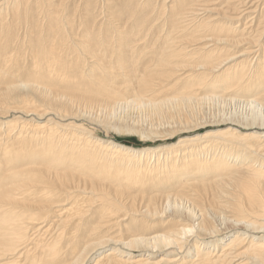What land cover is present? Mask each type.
<instances>
[{"label": "bare ground", "instance_id": "obj_1", "mask_svg": "<svg viewBox=\"0 0 264 264\" xmlns=\"http://www.w3.org/2000/svg\"><path fill=\"white\" fill-rule=\"evenodd\" d=\"M122 1L96 32L59 1L0 0V264H264V0H222L229 16L216 0ZM227 104L247 116L196 132ZM94 107L147 111L176 140L102 139L76 121ZM184 202L202 213L166 230L117 221Z\"/></svg>", "mask_w": 264, "mask_h": 264}, {"label": "rangeland", "instance_id": "obj_2", "mask_svg": "<svg viewBox=\"0 0 264 264\" xmlns=\"http://www.w3.org/2000/svg\"><path fill=\"white\" fill-rule=\"evenodd\" d=\"M56 1H59V3H60V6L57 8L58 11H61L62 7H65V6L68 7V9H69V11L71 13H72V11H74V14H73L74 17H73L72 20H73V22L75 24L79 20H81L80 28L82 27L83 29H85L86 27H88V28L90 27L92 30H94V31L96 30V32L100 29L101 26H102L101 28H108V26L106 25V21H105V17H107L108 12H113L115 9L117 10L120 6L124 5L125 2H127V1L123 2L122 0H61V1L60 0H56ZM133 1L136 2L137 4L136 3L133 4L132 3ZM145 1H147V0H131L130 3H132L133 6H135L138 9V8L141 7V5L143 6ZM153 2H154L153 3L154 6H155V11H156V10H158V7L161 5L160 3L163 2V0H153ZM221 3H222V0H216V4H214L212 6L214 7L215 5H225L224 8H223V11H225L224 13L227 16H229L230 11H231V9H230L231 4H229V3H231V2H228V4H221ZM86 5H87V7L89 5V8H87V13H85L86 11L84 12V8H85ZM167 5H169V4H167ZM137 6H140V7H137ZM36 9H34L35 14H33V16H34L33 25L35 27H37V29H39V27L40 28H44L43 24H42L43 21L40 19L41 16L38 14L41 11H40V9H37V10ZM92 13H93V15H92ZM216 13H221V10H216ZM79 16H81L80 19H79ZM36 18H38V19H36ZM102 18H104V19H102ZM215 18L216 17H214V19ZM15 20H16L15 18H10V22H12V24L14 26L13 28L15 29V30L14 29L13 30L15 31L16 34H18L19 36L22 37L23 33L25 32V30L27 28V25H25V22L24 23L22 22L23 24L20 23L22 25H19V23H16ZM91 23H92V25L93 24L94 25L92 26ZM94 28H96V29H94ZM97 28H99V29H97ZM241 28H243V26ZM14 44H16V43H14ZM246 47H247V45H243V46H240L239 48H235L234 52H237V51H238V53L244 52L245 49H243V48H246ZM22 65H27V64L23 63ZM231 105L227 104V105H221L220 107L218 106L217 108H215L216 106H213L214 108L213 107H207V109L206 108L203 109L202 114L200 113V116H198V118H201V119L204 120V121L202 120L201 122H204V126H207V128L203 129V130H198L196 132L197 133L205 132V130L207 131V130L210 129L208 126L214 125L215 123L217 125H219L220 124L219 122L220 121L222 122L223 118L228 117L229 115H231L233 113H234L233 115H235L237 113L236 114L237 116L235 115L236 117H242L243 116V118H244L245 116H247L248 112H246L245 108H243L242 106H238L237 107V106H231ZM225 108H226V110H225ZM99 109H100L99 107H94L93 110H91L90 113H88V116H87V114H82L81 113L83 117L81 116L80 113H78L77 114L78 118H76L77 119L76 121L78 123L81 122L80 124H85L88 127H90V124L94 125V126H91L90 129L93 131L94 135H96V136H98V137H100L102 139L113 140V141L117 142L118 144L122 143V144H124V145H126L128 147H133V148L156 147V146L162 145L164 143H169V142H172V141L176 140V139H173V140L171 139V140H168L166 142H160L163 139L159 138L158 136H162V135H165V134H171V136L173 138L174 130H175L174 129V125L171 124L170 121H165V122L164 121L163 122L160 121V122H158L157 119H155L154 117H149V114L147 113V111L146 112H142L141 111V113H140V110H138L136 108L129 107V108L116 109L117 113L114 112L113 115H109L105 110H102V109L99 110ZM94 110L98 111V112H95ZM101 110H102V112L105 111V113L103 114L101 112ZM92 111H93L94 115L91 114ZM99 112H101V113H99ZM224 112H227V113H224ZM230 112H231V114H230ZM95 113H97V114L99 113L100 115L99 114L96 115ZM244 113H245V116L243 115ZM92 115H93V117H92ZM201 115L202 116L204 115L205 117L204 116L202 117ZM211 115H213V116H211ZM223 115H224V117H222ZM89 117H90V119H89ZM206 117H208V118L206 119ZM95 118H97V119H95ZM118 118H120V119H118ZM213 118L214 119L216 118V119L213 120ZM85 121H86V123H85ZM124 125H126V127ZM95 126H96V128H95ZM104 127H107V128H104ZM159 128H161V129H159ZM127 129H129V130H127ZM185 205H186V203L184 202L182 204V206H183L182 211H179V212H182V213L181 214L180 213L179 214L175 213L176 216H173L174 211L172 209H169V211H168V209H165V211H166L165 212L161 207H159L158 211H160V210L162 211L163 210L164 212L163 211L162 212L164 214L161 213V211L160 212L157 211V213H156L157 215L156 214L155 215L150 214L151 215L150 216V215H144L143 214V217H142L141 214H136V215L134 214V216L131 217V218L130 217H125V218L121 217V219H119L117 221L121 220L119 222V225L124 226V229H133V228H131V224H132V221H133L132 219H134V221H137L136 225L139 224L137 226L139 228V231H143V233H150L151 231L155 232L156 230L157 231L166 230L171 225H177L178 217H182L183 219H186L185 217H187V215H188L187 212H186L187 210L190 211L192 215H194V214L198 215L199 213H202L200 211V209L198 207H196L197 208L196 209L195 206L194 207L192 206L193 207V210H192V208L190 207L191 205L189 206V204H188V206L186 205V208H188V207L189 208L185 210L184 209ZM195 209H196L197 212L195 211ZM137 210H138V208H137ZM206 212H208L210 215L208 213L206 214ZM206 212L203 213V214L205 216H207V218L209 217L206 220L207 221L209 220L208 223H209L210 226L214 225L213 227L219 228L220 231L223 232V233H224V231L230 229V223H226L225 226L224 225L222 226L221 224H219L220 223V219L218 218V215H217L216 212L211 211V210L206 211ZM169 214H172V215H169ZM160 216H161V218H160ZM169 216H171V218ZM147 218H148V220H147ZM184 221H187V220H184ZM215 222L217 223V225H216ZM114 223H116V222H114ZM115 229L116 228H114L113 230H115ZM142 229H144V230H142ZM145 229H147V230H145ZM113 230H111V231H113ZM101 250L104 251L106 249H101ZM193 254H194V251H192L190 255H193ZM93 255H95V254H93ZM162 255H163V253H157V254L155 253V255H153V258L151 260H153V261L155 260L156 261ZM86 264H91V263H86Z\"/></svg>", "mask_w": 264, "mask_h": 264}]
</instances>
